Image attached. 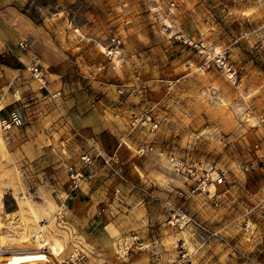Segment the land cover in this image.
Masks as SVG:
<instances>
[{
    "label": "rangeland",
    "instance_id": "rangeland-1",
    "mask_svg": "<svg viewBox=\"0 0 264 264\" xmlns=\"http://www.w3.org/2000/svg\"><path fill=\"white\" fill-rule=\"evenodd\" d=\"M3 45L0 264H264V0H0Z\"/></svg>",
    "mask_w": 264,
    "mask_h": 264
},
{
    "label": "built area",
    "instance_id": "built-area-1",
    "mask_svg": "<svg viewBox=\"0 0 264 264\" xmlns=\"http://www.w3.org/2000/svg\"><path fill=\"white\" fill-rule=\"evenodd\" d=\"M173 4H171V7ZM115 40L113 39V42ZM17 47L20 50L24 49L23 43H19ZM0 52V60L3 58H7L9 55L13 53L12 49L9 46L3 45L1 48ZM26 70L32 73V76L34 80L38 83L39 89H42L45 87V76L44 73L37 68L34 65H26ZM59 95V92H55L51 95L52 98H56ZM2 127L4 129H8L10 127H18L22 125V119L20 115L14 111L10 112L6 118L1 119L0 121ZM145 121L140 123V120H138L137 117H134L131 119L129 122V127L131 131L135 130L138 128V126H144ZM151 125V123L149 122ZM153 126V129L157 127V125H151L150 127ZM123 143V142H122ZM120 143V145H122ZM87 149L81 152L78 155V159L76 164L69 165L67 167V175H68V180L70 183L71 188L75 189L79 187L83 182H85L89 176L87 170L89 167H91L94 163L98 162L101 166L109 168L114 174L118 175L121 180L123 178L121 177V174L118 173V171L113 167V162L112 158L106 156L102 150L93 144H88ZM152 150L151 147H140L137 148L136 153L138 155H143L145 153H148ZM175 168L178 169V171H181L184 173L186 176L189 177H194L195 176V171L193 168L186 166L182 162H174L173 163ZM197 183L192 186L190 189L187 190H177L175 194L179 196L183 201L188 200L190 196H192L195 192L197 191H202L204 190L205 186L208 183H214L216 185H219L223 182V176L219 173H211V172H203L199 178L196 179ZM120 190H116V194H118ZM105 212V208H101L98 212L97 215L101 216L102 213ZM180 222L182 224H189L192 227L196 228L199 232L202 234H205L209 237H214L217 236L216 232L210 231L207 229L203 224L197 222L196 220H193L189 217H186L185 215L181 216Z\"/></svg>",
    "mask_w": 264,
    "mask_h": 264
}]
</instances>
